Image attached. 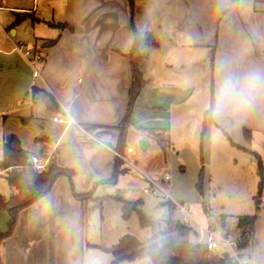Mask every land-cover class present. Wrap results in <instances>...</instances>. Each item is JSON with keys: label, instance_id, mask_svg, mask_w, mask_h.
I'll return each instance as SVG.
<instances>
[{"label": "crops", "instance_id": "crops-1", "mask_svg": "<svg viewBox=\"0 0 264 264\" xmlns=\"http://www.w3.org/2000/svg\"><path fill=\"white\" fill-rule=\"evenodd\" d=\"M133 31L144 41L146 87L131 114L126 146L133 152L126 155L125 149L122 155L156 181L170 173L171 193L189 209L199 201L196 184L201 164L210 166L212 129L217 127L238 152L242 168L252 172L251 180H259L252 146L264 139V0H133L132 7L127 0H3L0 157L3 137L14 135L28 158L39 164L54 158L73 177L71 183L59 179L48 196L20 212L12 236L0 243V264L112 261L106 251L123 236L105 239L99 224L102 229L105 219L121 214V202L134 204L131 195H119L125 176L134 172L143 182L141 191L146 186L139 172L126 166L128 172L115 185L103 184L111 177L118 147V133L110 128L122 122L128 106L131 80L125 55ZM52 40L55 44L45 48ZM25 42L42 51L44 63L35 81L28 64L13 52ZM229 74L245 84L249 77L260 79L248 91V103L213 117L196 144L209 91L214 90L215 101ZM67 118L73 124L65 123ZM142 130L164 133L169 143L164 156ZM141 140L149 144L145 152L137 148ZM152 146L158 151L150 155ZM209 178L205 167L202 191ZM71 189L78 195L93 190L97 200L82 205ZM256 212L255 240L247 255L249 264H264V215ZM7 222L1 213L0 233Z\"/></svg>", "mask_w": 264, "mask_h": 264}, {"label": "trees", "instance_id": "trees-1", "mask_svg": "<svg viewBox=\"0 0 264 264\" xmlns=\"http://www.w3.org/2000/svg\"><path fill=\"white\" fill-rule=\"evenodd\" d=\"M127 1L132 7L133 0ZM55 42L56 40L49 41L45 44V48L52 47ZM143 47L144 41L142 36L137 31H133L132 47L130 52L125 55L129 65L131 80L128 93V106L122 122L118 126L110 128L118 133L116 153L119 155H122L123 151L127 149L126 141L131 127L132 110L146 87V81L142 73ZM212 90L211 88L210 104L214 102ZM212 118L213 116L210 114L208 108L203 118L202 137L206 132L207 126L213 123ZM141 132L149 137H153L158 145L162 147V151H165L169 147L167 137L159 136V134H155L154 131L150 130H142ZM40 141L36 140V143ZM127 172L128 170L124 168L123 163L115 157L111 177L103 184L113 186L116 184L118 178ZM0 174L4 176L6 184L12 192L8 198L0 196V214L3 213L8 218L6 231L0 233V243L12 236L20 212L48 196L59 179L64 178L71 183L73 177V172L60 168L54 158L50 159L45 172H37L30 164L29 158L21 149L20 143L14 135L3 137ZM202 178L203 167H201L196 184V190L199 194H202ZM263 187L264 176L260 173L258 191L254 198L256 208H258ZM71 191L73 198L82 205L97 200L94 198L93 190L83 195L76 194L72 189ZM142 206L141 202L134 204L121 202V217L124 221H127L135 213L138 217L140 228L148 230L150 238L146 242H140L129 235L123 236L116 245L106 251L112 257V261L109 264H231L227 258L224 259L221 256L209 253L204 244H197L196 232L194 234L195 238L192 240L183 238L182 234L185 229L181 231L176 230L175 225L177 221L173 219V212L164 220L151 221L142 213ZM226 219L225 217L221 219L222 224L225 223ZM235 219L237 220L236 232L239 248L245 250L247 255L248 249L253 245L255 240L254 222L256 216L246 215L236 217Z\"/></svg>", "mask_w": 264, "mask_h": 264}, {"label": "rangeland", "instance_id": "rangeland-1", "mask_svg": "<svg viewBox=\"0 0 264 264\" xmlns=\"http://www.w3.org/2000/svg\"><path fill=\"white\" fill-rule=\"evenodd\" d=\"M151 22L153 25L155 24L153 20H151ZM25 38L30 39L31 33L27 32ZM18 46L24 51H36V49L31 48L30 42H25L23 45L19 44ZM37 52L42 54V51L40 50H37ZM211 66L212 64L209 66L210 69L208 70L210 83L212 81ZM209 92L211 95V89ZM212 94L214 98V90H212ZM147 126H149V124H147ZM131 128L132 122L130 129ZM160 134L164 137L163 132L160 131ZM199 139L201 143V134H198L196 144H199ZM152 147L148 151V154L150 155L152 152L158 151L157 147ZM252 149L258 159V163L255 164V166L260 180V173L264 176V139L256 141L253 144ZM237 155L238 152L229 145L220 129L213 127L211 146L209 149L210 166L207 164L202 165L203 168L206 167V170L210 174L209 185L202 191V194H199L196 190L199 201L197 203L191 202L189 204L188 212L191 216V220L187 225H184L185 230L182 234L183 238H188L190 240L194 239V234L200 230V227H210L218 230L222 225L221 219L223 217L227 218L225 221L228 223V220L231 218L235 219L236 217L246 215L257 216V208L255 207L254 198L257 195L259 180L256 183L251 180L252 172H249L248 167L246 166L242 168V162L239 161ZM235 160L238 161L237 164L235 163ZM252 160L254 161V158H252ZM178 171H180L179 168ZM144 175L151 178L150 175ZM169 175L171 174L169 173ZM123 180L124 181L122 182L125 183H121L122 189L119 195H131L133 198L131 201L133 203L142 202V213L151 221L164 220L169 214H171V212H173L171 204L163 201V199L145 197L142 195L141 188L143 187V182L136 173L133 172V174L125 176ZM165 186L166 185H164V187ZM166 188L170 190L171 198L174 201L181 202L176 200L171 193L172 181H170L169 186L167 185ZM8 190L10 189L6 184L4 176L0 175V196L8 198L10 195ZM259 201V212L264 215V188ZM160 205H163V207H160ZM104 207L107 210V207ZM172 216L173 219L180 222L179 216L174 214V212ZM98 230L99 235L102 232L103 236L105 235V239L106 235H109L108 239L113 237L114 241L118 237L124 235L134 237L140 242H146L150 238L149 231L140 228L138 217L135 213L132 214L127 221L121 219L120 213H117L115 218L109 216V220L105 219L104 224H102V229L99 224ZM118 239L116 240V243ZM116 243H114V245Z\"/></svg>", "mask_w": 264, "mask_h": 264}, {"label": "built area", "instance_id": "built-area-1", "mask_svg": "<svg viewBox=\"0 0 264 264\" xmlns=\"http://www.w3.org/2000/svg\"><path fill=\"white\" fill-rule=\"evenodd\" d=\"M2 1L3 0H0V4ZM13 52L18 54L28 64L33 74V80H37L40 77L39 66H42L44 63L42 54L37 51H24L18 45L13 47ZM53 121L62 122L60 119H54ZM65 123L69 125L73 124L69 118H67ZM132 152V148H127L125 151L126 155L132 154ZM114 155L124 166L138 171L134 164L125 156L117 153H114ZM29 162L37 172L42 173L46 171L47 164H39L36 158L30 157ZM139 174L146 184L145 188L142 190V194L146 197L161 198L163 201L170 203L174 214L179 216L180 223L182 225H187L191 220V216L188 212V205L186 203L174 201L171 198L170 190L166 188L171 181L170 175L168 173L164 174L162 181L159 182L145 176L141 172H139ZM164 185L166 186L164 187ZM236 225L237 220L231 218L228 220V223L225 221L218 230L210 227H200V230L196 232V243L204 244L207 251L213 255L221 257L226 255L228 262L231 264H249V258L246 255V251L239 248Z\"/></svg>", "mask_w": 264, "mask_h": 264}, {"label": "clouds", "instance_id": "clouds-1", "mask_svg": "<svg viewBox=\"0 0 264 264\" xmlns=\"http://www.w3.org/2000/svg\"><path fill=\"white\" fill-rule=\"evenodd\" d=\"M260 78L252 76L248 83H243L239 78L226 75L220 83L215 101L210 104L209 111L213 117L223 115L232 107H241L248 103L250 96L248 91L256 86Z\"/></svg>", "mask_w": 264, "mask_h": 264}, {"label": "water", "instance_id": "water-1", "mask_svg": "<svg viewBox=\"0 0 264 264\" xmlns=\"http://www.w3.org/2000/svg\"><path fill=\"white\" fill-rule=\"evenodd\" d=\"M148 145H149V144H148L147 141H145V140H141V141L138 143V148H139V150H140L141 152H145L146 149L148 148ZM175 228H176V230H180V231L185 229V227H184L180 222H176ZM222 257H223L224 259L227 258L226 255H223Z\"/></svg>", "mask_w": 264, "mask_h": 264}]
</instances>
